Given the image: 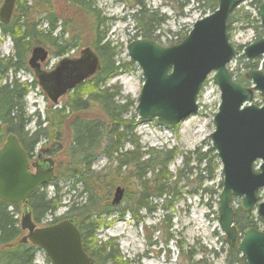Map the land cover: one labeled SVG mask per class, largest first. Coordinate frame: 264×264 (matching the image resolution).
Here are the masks:
<instances>
[{"label": "rangeland", "instance_id": "obj_1", "mask_svg": "<svg viewBox=\"0 0 264 264\" xmlns=\"http://www.w3.org/2000/svg\"><path fill=\"white\" fill-rule=\"evenodd\" d=\"M85 2L88 6L87 10L71 0H17L15 8L23 9L24 21L28 25L35 26L38 30L45 28L43 22L46 12H48V15L53 16L58 22L57 24H60L57 31H63L61 36L64 40L67 41L71 37H75L77 47H67L68 52L63 55L55 56L53 55L54 48L46 44L42 45L48 54L40 67L46 72L52 70L62 58H77L82 48L89 46L94 48V44L104 34V39L111 43L115 49L116 62L125 65L108 81L107 86L115 88L116 91L119 90L117 100L120 103L130 102L129 115L136 116L134 136L138 140L139 146L156 149L174 148L176 150V156L168 165V171L175 173L182 164L183 156L188 157L193 150L205 151L211 147V140L208 136L214 130L213 117L219 106L220 93L218 87L212 82L214 73H211L199 92L197 99L199 110L195 115H191L174 127H167L156 119L140 120L137 117L136 103L143 78L138 65L129 59L126 50L131 40L142 39L139 30L136 29L137 22L132 15L141 9L150 14L153 12L157 23L148 30L151 33L150 40L162 46H171L181 42L197 19L215 11L217 0L208 2L201 0H85ZM256 10L255 0H243L229 13L231 22L227 23V37L235 49V55L227 65V71L231 72L232 80L243 78L245 83H239L250 88L253 83L245 77L246 72L251 69L264 72V56L248 61L243 58L242 53L244 46L257 39L254 27L255 20H258ZM113 13H117V15L112 16ZM96 33H98V37ZM13 51L12 38L9 36L1 38L0 57L12 55ZM29 56L30 52L25 58V67L18 69L14 77L11 73L8 77L16 78L27 88L24 98L25 113L28 117L26 130L34 131L38 128V122L46 120L49 109L55 106L42 91L33 71L29 68L27 64ZM247 62L249 65L246 67L245 63ZM90 85L91 82L82 83L81 91L90 90ZM69 93L59 98L58 107L66 101ZM259 101L258 93H254L252 102L260 103ZM78 115L87 120H102V112L93 102L89 103L86 111H82ZM49 119L48 122L54 121L57 124L61 122L58 129L61 133L60 145L63 149L59 154L51 156L41 153L52 157L55 165L54 174L57 178H62L67 174L69 167V160L65 157L64 152L71 140V132H69L68 124L65 121L57 122L56 118L51 119L50 115ZM45 126L49 130L47 123H41V128ZM53 129L55 128L53 127ZM53 129L47 132L50 139L35 147V154L40 153L43 145L46 146V149L53 148L55 144H53L52 136L56 134ZM125 148L131 149L132 147L126 144ZM92 164L91 170L94 173L99 171V174H107V178L115 180V175L111 172L113 164L107 162L106 158L99 156ZM191 165L195 164L191 163L189 167ZM216 168L211 180L205 179L207 172H202L197 176L198 180L192 176L177 184L176 192L180 195L172 200L171 209L164 212L170 215L171 229L169 233L172 237H168L164 231L167 226L164 222L160 225L162 231H156V226L162 217V209L156 210L150 215L139 212V215L142 216L139 223H136L130 213H124L121 216L112 213L105 217L99 216L101 224L93 235V244L98 246L110 241L119 251L117 264H242L241 262H232V260H238L242 255L238 250V253L233 251L235 247L237 248L236 245L230 247L226 243V236L221 232L217 222L219 216L217 198L221 192L222 183V168L218 158ZM184 172L186 173L187 170ZM118 181L117 186L122 187L127 194L126 199L119 204L124 208L131 202L130 197L133 192L135 193L136 187L129 178L118 177ZM117 186L110 188L106 200L100 202L101 206L106 208L108 204L110 205L112 194ZM45 187L49 194H52V187L49 184H46ZM58 187L61 189L58 196L61 200L56 205L54 216L59 217L62 221L69 217L66 212L71 202L76 198L77 191L70 193V197H72L70 199L64 193L68 190L67 183L59 182ZM203 189L211 192L202 191ZM196 191L198 194L195 193ZM256 196L259 197V200L264 201V192L261 189ZM230 200V207L235 212L236 208L240 206L241 200L239 197H232ZM152 202L154 203V201ZM245 214H249L258 227L256 229L264 228V220H259L254 208ZM49 218L48 216V221H50ZM44 225H46L44 222L37 224L38 227ZM236 231L239 232L238 229ZM241 235L242 233L239 232L238 238H241ZM35 252L33 263L47 264L45 252L41 250Z\"/></svg>", "mask_w": 264, "mask_h": 264}, {"label": "water", "instance_id": "obj_2", "mask_svg": "<svg viewBox=\"0 0 264 264\" xmlns=\"http://www.w3.org/2000/svg\"><path fill=\"white\" fill-rule=\"evenodd\" d=\"M16 0H2L0 23L8 24ZM242 0H217L216 10L197 19L180 43L162 46L147 38L131 40L127 54L138 65L143 78L137 96V115L141 120L156 119L165 125H178L196 114L197 99L203 82L210 73L218 87L220 101L213 117L214 130L208 136L216 156L221 162V192L218 195V225L230 246L237 250L245 264H264V232L254 228L236 231L230 199L239 197L240 208L250 211L257 202V192H264V72L251 69L245 74L253 86L244 87L232 80L227 65L234 49L227 37L229 13ZM264 26V0L256 11ZM47 50L35 45L27 60L29 68L54 104L81 82L100 69L99 57L91 46L79 51L77 58H62L50 71L40 64L46 60ZM264 55V35L243 47V57L251 60ZM254 91L261 105L252 102ZM256 160L261 163L256 170ZM52 157L39 155L31 166L28 156L17 137L7 134L0 145V201L21 206L20 230L26 233L20 243H30L45 252L51 264H92L93 260L83 249L81 233L76 221L66 218L51 225L38 227L31 219L27 197L41 184L55 179ZM124 189L117 186L111 205L118 207ZM257 216L264 220V201L257 204Z\"/></svg>", "mask_w": 264, "mask_h": 264}, {"label": "trees", "instance_id": "obj_3", "mask_svg": "<svg viewBox=\"0 0 264 264\" xmlns=\"http://www.w3.org/2000/svg\"><path fill=\"white\" fill-rule=\"evenodd\" d=\"M71 1L82 5L85 10L88 9L85 0ZM201 1L208 2L209 0ZM259 2L260 0H255V5L258 6ZM23 13L24 10L17 7L12 13V16L16 17H12L8 24H0L1 34L12 38L14 49L12 55L0 57V144L6 139L7 134L12 133L16 135L26 154H29L36 146L50 139L47 132H50L54 127L53 130L56 134L52 138L55 145L50 149H46L45 145L41 148L43 154L51 156L59 154L63 149L60 145L62 140L58 129L60 121H65L68 124L69 132H71V140L64 152L65 157L69 160L67 174L62 178L56 176L49 183V186L52 187V194H49L44 185L27 197L31 219L36 224L44 222L46 225L61 220L54 216V212L56 205L61 200L58 197L61 190L58 184L66 182L68 186V190L64 192L66 196L70 197L71 192L77 191L76 198L69 205L66 215H69L67 218L76 221V226L81 233L83 249L93 260L92 264H117L116 261L119 259V251L110 241L98 246L93 244V235L101 224L99 219L101 215L105 217L115 213V215L121 216L124 213H130L136 223H139L142 220L139 212L150 215L156 210L162 209V217L156 226V231H162L160 225L164 222L167 225L164 231L168 237H172L169 233L171 229L170 215L164 212L171 209L172 200L180 195L176 192V186L181 180H188L192 176L198 180L197 176L202 172H207L205 179H212L215 169H217V158L213 147L208 146L209 148L205 151L193 150L188 157L183 156L180 168L172 173L168 171V165L177 154L174 148L156 149L138 145V140L134 136L136 116L129 115L130 102L120 103L117 100L119 90L116 91L115 88L107 86L108 81L125 65L116 62L115 49L111 43L104 39V34L94 44V48L92 47L99 57L100 69L84 81L91 82L90 90L81 91L83 86L81 84L84 83L81 82L80 85L69 91L71 93L68 92L69 96L66 97V101L62 105L51 107L48 111V118L41 122L47 123L49 130L46 126L41 128L39 122L38 128L34 131L26 130L28 117L25 113L24 98L27 88L25 84L13 78L16 71L25 67V58L32 46L46 44L55 49L53 55L57 56L67 53V47L76 48L77 43L75 37H71L67 41L63 39L61 36L63 31H57L60 24H57L58 22L53 16L48 15V12H46L43 22L45 28H39V30L24 21ZM132 17L137 22L136 29L139 30L140 37L150 39L151 33L148 30L157 23L153 12L150 14L141 9L133 13ZM230 22L231 17L227 20V23ZM254 27L255 35L259 39L264 34V27L259 25L258 20H255ZM96 34L98 37V33ZM245 65L247 67L249 62ZM10 73L13 76L11 79L8 77ZM236 81L245 83L243 78ZM91 102L101 110L102 120H87L79 117L78 114L86 111ZM49 115L51 119L56 118L60 123L48 122ZM127 115L129 116L127 117ZM126 144L132 148H125ZM98 156L106 158L107 162L113 164L111 172L114 173L115 180L107 178V174L102 175L99 174V171L94 173L91 170L92 163ZM191 163L195 165L189 167ZM185 170H187L186 173ZM118 177L131 179L136 191L132 193L133 195L130 197L132 200L126 207L122 208L121 205L114 207L110 203L105 208V206H101L100 202L106 200L110 188L117 186ZM103 187L104 189H101ZM202 191L208 192L209 190L203 189ZM195 193L198 194V191ZM123 194L122 200L127 197L126 191ZM20 211V206H9L0 201V264H37L33 261L38 248L30 243L18 242L24 234L19 226ZM48 216L50 221L47 219ZM233 222L239 232L248 227L258 228L249 214H245L240 206L234 212ZM261 231L264 232V228ZM235 248L233 251L238 253ZM228 260L230 261V259ZM232 262L245 264L242 256ZM46 263L50 264L47 258Z\"/></svg>", "mask_w": 264, "mask_h": 264}, {"label": "flooded vegetation", "instance_id": "obj_4", "mask_svg": "<svg viewBox=\"0 0 264 264\" xmlns=\"http://www.w3.org/2000/svg\"><path fill=\"white\" fill-rule=\"evenodd\" d=\"M37 147V146H36ZM42 151H40V153H34V150L32 152H29V154H26L28 156V162H29V167L31 170H34V168L31 166L32 163H35L36 160L38 159L39 155H42L41 153ZM43 157H46L45 155H42ZM36 157V158H35ZM45 184H42L41 186H44ZM251 211V210H250ZM249 212V211H247ZM247 212H244V213H247ZM260 220H263V219H260Z\"/></svg>", "mask_w": 264, "mask_h": 264}, {"label": "bare ground", "instance_id": "obj_5", "mask_svg": "<svg viewBox=\"0 0 264 264\" xmlns=\"http://www.w3.org/2000/svg\"><path fill=\"white\" fill-rule=\"evenodd\" d=\"M117 15V13H113V15L112 16H116ZM111 18H113V17H111ZM258 62V61H257ZM203 87V86H202ZM202 87H201V89H202ZM12 134V133H11ZM14 135V134H13ZM16 136V135H15ZM99 157V156H98Z\"/></svg>", "mask_w": 264, "mask_h": 264}]
</instances>
